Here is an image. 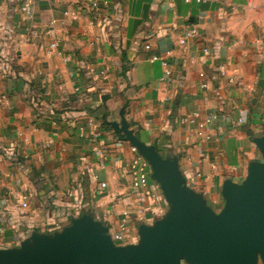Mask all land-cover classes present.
Wrapping results in <instances>:
<instances>
[{
	"label": "crops",
	"instance_id": "1",
	"mask_svg": "<svg viewBox=\"0 0 264 264\" xmlns=\"http://www.w3.org/2000/svg\"><path fill=\"white\" fill-rule=\"evenodd\" d=\"M25 3L0 0V248L84 214L111 236L126 221L115 244H137L167 214L152 176L133 186L132 145L110 126L122 109L219 212L224 182L263 160L264 0H30L31 20Z\"/></svg>",
	"mask_w": 264,
	"mask_h": 264
},
{
	"label": "water",
	"instance_id": "2",
	"mask_svg": "<svg viewBox=\"0 0 264 264\" xmlns=\"http://www.w3.org/2000/svg\"><path fill=\"white\" fill-rule=\"evenodd\" d=\"M114 132L149 162L169 204L167 214L139 228V242L115 244L109 228L84 214L53 234L32 233L18 247L0 248V264H264V137L254 140L263 160L241 183L226 180L216 212L188 186L178 158L140 140L120 112Z\"/></svg>",
	"mask_w": 264,
	"mask_h": 264
},
{
	"label": "built area",
	"instance_id": "3",
	"mask_svg": "<svg viewBox=\"0 0 264 264\" xmlns=\"http://www.w3.org/2000/svg\"><path fill=\"white\" fill-rule=\"evenodd\" d=\"M187 2H190V0H186ZM24 12L26 13L27 16V20H31L32 17V9H31V3L30 0H26L25 6H24ZM28 32L30 35H33L30 28H28ZM199 35V30L196 27H191L188 28L187 30L184 31V35L180 40V44L181 45H186L188 43V41L192 38H195ZM59 44L57 42H54L51 44V48H58ZM147 49H150L151 46L147 45L146 46ZM162 58H160L159 56H154L152 58V61H158L161 60ZM162 63L165 67H168V63L165 60H162ZM170 73V72H169ZM102 75H105V72H102ZM222 75H226V72L223 71ZM203 87H206V85H204ZM218 116L216 114H212L210 115L203 123H201L199 125V128L201 130V132L199 133L201 135V137L203 139H209V135L205 134L203 131L205 130H209L210 128H212L213 124L217 121ZM90 126L92 127H96V125L94 123H90ZM131 151L135 154V158L132 161L131 164V172H132V177H133V186L136 189H145L148 188L150 185V179H151V175H152V168L151 165L149 164V162L137 151V149L134 146H131ZM99 154L101 155V152H99ZM95 179H99L98 176H95ZM103 188L107 187V183L103 182L102 184ZM118 194L115 193L114 194V198H117ZM28 204L26 202H24L22 204L23 208H27ZM126 231H127V222L123 221L121 222V224L119 225V229L117 232H115L112 236L114 242L116 244H120L124 241L125 236H126ZM182 264H186V263H182Z\"/></svg>",
	"mask_w": 264,
	"mask_h": 264
},
{
	"label": "rangeland",
	"instance_id": "4",
	"mask_svg": "<svg viewBox=\"0 0 264 264\" xmlns=\"http://www.w3.org/2000/svg\"><path fill=\"white\" fill-rule=\"evenodd\" d=\"M19 246V245H18ZM18 246H16V247H18Z\"/></svg>",
	"mask_w": 264,
	"mask_h": 264
}]
</instances>
